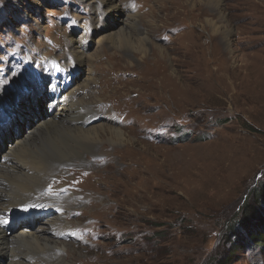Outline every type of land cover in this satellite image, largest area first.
Segmentation results:
<instances>
[{
  "label": "rangeland",
  "instance_id": "1",
  "mask_svg": "<svg viewBox=\"0 0 264 264\" xmlns=\"http://www.w3.org/2000/svg\"><path fill=\"white\" fill-rule=\"evenodd\" d=\"M86 2L0 0V104L20 91L14 81L33 73L29 79L36 80L50 58L71 63L72 35L93 56L71 85L79 87L71 100H83V109L97 115L84 127L111 124L126 133L125 141H104L90 154L75 155L87 165L59 167L47 193L69 197L65 214L55 210L71 224L54 235L63 244L58 255L62 247L65 254L61 263L58 257L27 262L211 264L225 259L231 250L228 226L246 214L245 202L255 206L253 192L264 182V0H222L221 15L206 0H120L125 13L116 18H109L107 7L96 16L99 1ZM203 7L213 21L228 22L230 30L213 33L207 16L198 17ZM130 13L138 21L137 35L149 37L146 56L94 41L109 32V23L127 26L123 20ZM104 14L107 26L94 36ZM88 78L94 82L84 88ZM38 99L46 110L49 101ZM94 99L98 102L91 103ZM34 109L8 125L7 142L10 135L30 134ZM2 157L10 166L9 157ZM40 218L44 225L46 217ZM231 259L230 264H264V247L247 246Z\"/></svg>",
  "mask_w": 264,
  "mask_h": 264
},
{
  "label": "bare ground",
  "instance_id": "2",
  "mask_svg": "<svg viewBox=\"0 0 264 264\" xmlns=\"http://www.w3.org/2000/svg\"><path fill=\"white\" fill-rule=\"evenodd\" d=\"M86 1L89 4L90 2L99 1L100 4L97 2L99 6L96 3L94 5L96 16L103 7H107V14L112 12L113 15H110L109 18L113 16L116 18L117 16H121L123 12L125 13L120 0ZM173 2L177 4L178 0H173ZM192 2L194 3V0ZM206 4L208 5L207 7L212 9V12L215 11L220 15L223 13L222 0H206ZM207 7H203L200 10L198 17L207 16L206 25L213 33L222 32L221 30L229 31L230 26L228 22L221 19L220 22H215L208 17L211 14L208 15L210 10ZM175 8H177L176 5ZM105 14L103 21H99L98 27L96 30L94 29V36L98 35L97 30L101 31L102 27L107 26V24H104L107 21ZM126 15L128 19H124L123 21L130 28L129 30L125 25H121L119 28L116 27L117 22L115 25L112 23L110 25L109 23V32L100 36L98 35L97 38L93 37L94 41L99 43L100 46L103 41H108L111 47L126 48L135 53L140 51L144 53L143 56H146L148 53L146 43L149 37L145 33L137 35L136 28L138 21L132 13ZM115 27L118 29H115ZM69 39L75 43L74 47H72V44H70L71 46L68 45V48L72 49L73 61L64 65L70 68L75 66L71 68L74 72L78 73V77L73 78L71 81L75 83L81 73H83L81 64H86V62L90 64L93 56L85 54V47L81 39H74L72 35L69 36ZM51 59L56 60L55 58ZM92 82H94L93 78H88L86 83L83 84L84 88H87ZM31 83H34V86L29 89ZM71 85V83L68 84L69 87L61 95L57 91L54 94H50L47 88L46 92L44 91L45 86L41 82H38L37 78L36 80L26 79L18 87L19 89L21 88L20 91L23 93L17 91V95L10 102H7V109L0 111V125L3 123L4 126H7L8 119L12 121L16 120L18 116H23L24 111L25 113H33L36 110L34 109L36 106L38 110L37 115L31 121L30 134H27V132L23 133L20 138L10 135L11 142L13 143L10 147H8V143L11 142H7L10 131L4 133L0 126V134H2V138H0V157H9V160H11L9 166L4 157L0 158V219H6L7 221L11 219L13 221L11 224L9 222L7 224H0V264H30L27 260L31 257H35L38 262L44 261V258L52 261L54 260L53 257H58L57 261L61 263V257L65 254V247H62V253H60L62 255H58L61 252L60 247L62 243H60L61 241L59 242L58 237L55 239L54 235L58 236L57 230H62L70 223L68 224L67 219L61 220V216L55 210L58 209L65 214V205L69 197L66 199L65 197L62 198L60 193L56 195L47 193V191L50 192V189L53 188V185L47 187V184L50 183L51 178L55 177L57 172H61L59 167L68 165V162L78 163L81 161L79 163L88 164L83 163L82 160L77 161L75 155L83 156L86 152L90 154L94 151L93 149L100 147L104 141L113 143L125 141L126 139V133L118 126L98 124V126L89 125L84 127L86 123L91 121V118L97 115L95 113L91 115L92 111L83 109L85 108L82 105L84 103L83 100L76 99V102L71 100L79 90V87L78 89H73ZM18 93H20L21 97L25 96V99L22 98L24 99L22 102H20L21 97ZM38 97L46 99V102L49 101L46 110L45 108L44 110L39 108ZM98 99L100 101L103 100L101 98ZM98 99L92 100L91 103L93 101L98 102ZM80 104L82 107H79ZM36 118L38 119L37 121L35 120ZM27 122L30 124L29 120ZM89 165L91 166V164ZM70 173L74 174L72 170ZM68 182L71 185H75L73 179H70ZM62 190L65 191L67 189ZM73 204L79 205L77 203ZM32 205H35V207H31ZM25 207H28L29 210L24 211ZM71 214L72 212L67 215ZM37 216H47L46 219L43 218L46 220L44 225L41 222V218ZM25 218H29L33 224L23 225L22 220H25ZM17 222H21L20 231L17 234L10 235L9 233L16 231L17 224L15 223ZM46 224H49V226H45Z\"/></svg>",
  "mask_w": 264,
  "mask_h": 264
},
{
  "label": "trees",
  "instance_id": "3",
  "mask_svg": "<svg viewBox=\"0 0 264 264\" xmlns=\"http://www.w3.org/2000/svg\"><path fill=\"white\" fill-rule=\"evenodd\" d=\"M255 206H243L246 214L238 223H232L227 228V238L231 243V250L225 259L215 260L211 264H230L234 253L247 246L255 245L264 247V209L261 205L264 203V182L259 184L253 192ZM260 209V210H259Z\"/></svg>",
  "mask_w": 264,
  "mask_h": 264
},
{
  "label": "snow or ice",
  "instance_id": "4",
  "mask_svg": "<svg viewBox=\"0 0 264 264\" xmlns=\"http://www.w3.org/2000/svg\"><path fill=\"white\" fill-rule=\"evenodd\" d=\"M31 207H35V205H32ZM23 210L28 211L29 209L28 207H25ZM7 223L8 221L6 219H0V224H7Z\"/></svg>",
  "mask_w": 264,
  "mask_h": 264
}]
</instances>
